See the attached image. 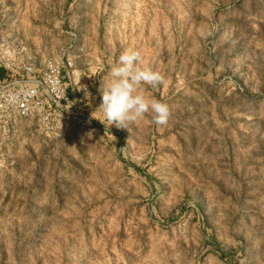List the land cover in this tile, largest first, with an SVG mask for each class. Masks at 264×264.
I'll list each match as a JSON object with an SVG mask.
<instances>
[{
  "label": "rangeland",
  "instance_id": "1",
  "mask_svg": "<svg viewBox=\"0 0 264 264\" xmlns=\"http://www.w3.org/2000/svg\"><path fill=\"white\" fill-rule=\"evenodd\" d=\"M127 49L166 125L98 109ZM61 56L67 103L0 114V264H264V0H0V81Z\"/></svg>",
  "mask_w": 264,
  "mask_h": 264
},
{
  "label": "clouds",
  "instance_id": "2",
  "mask_svg": "<svg viewBox=\"0 0 264 264\" xmlns=\"http://www.w3.org/2000/svg\"><path fill=\"white\" fill-rule=\"evenodd\" d=\"M141 63L140 53L127 49L101 82L102 103L98 109L110 126L127 128L149 112L154 114L156 124L166 125L172 116L170 105L150 98L143 90L144 85L153 89L162 85L164 76L150 67H141Z\"/></svg>",
  "mask_w": 264,
  "mask_h": 264
},
{
  "label": "built area",
  "instance_id": "3",
  "mask_svg": "<svg viewBox=\"0 0 264 264\" xmlns=\"http://www.w3.org/2000/svg\"><path fill=\"white\" fill-rule=\"evenodd\" d=\"M73 69V61L61 56L49 60L32 78L0 81V114L7 121L15 122L42 115L47 106L60 109L69 101V89L73 90ZM77 92L80 91L77 89ZM83 92H90V88L84 87Z\"/></svg>",
  "mask_w": 264,
  "mask_h": 264
},
{
  "label": "crops",
  "instance_id": "4",
  "mask_svg": "<svg viewBox=\"0 0 264 264\" xmlns=\"http://www.w3.org/2000/svg\"><path fill=\"white\" fill-rule=\"evenodd\" d=\"M71 91H73V90L70 88L69 91H68V95H69V92H71Z\"/></svg>",
  "mask_w": 264,
  "mask_h": 264
},
{
  "label": "trees",
  "instance_id": "5",
  "mask_svg": "<svg viewBox=\"0 0 264 264\" xmlns=\"http://www.w3.org/2000/svg\"><path fill=\"white\" fill-rule=\"evenodd\" d=\"M2 73H3V71H2V70H0V77H1Z\"/></svg>",
  "mask_w": 264,
  "mask_h": 264
}]
</instances>
